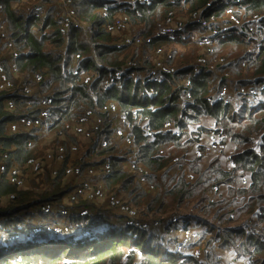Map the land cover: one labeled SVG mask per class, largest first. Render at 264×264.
<instances>
[{
	"label": "trees",
	"instance_id": "trees-1",
	"mask_svg": "<svg viewBox=\"0 0 264 264\" xmlns=\"http://www.w3.org/2000/svg\"><path fill=\"white\" fill-rule=\"evenodd\" d=\"M212 1L150 0L131 4L125 0H70L71 8L82 24L76 29L72 27L67 37H64L60 23L52 18L44 21L33 17L25 19L18 13L15 0H0V18L5 19L8 24L10 38L8 43H4V37H0V64L8 75L7 58L11 47H15V66L18 73L42 75L40 86L44 91L50 92L48 125H58L53 130L54 151L58 152L59 148L64 150V158L56 161L54 168L45 169L37 178L26 177L21 173L10 175L13 165L23 166L32 161L31 148L28 149L26 143L28 138L38 141L39 137H28L29 131L25 127L18 129L22 133H9V126L25 119L36 121L45 117L40 114L42 106L37 102L26 107L25 113L15 111L5 102L12 99L13 95L0 91V167L4 160L3 154L6 153L4 172L0 174V264H190L194 259L192 254L183 256L179 249L170 250L168 247L171 238L168 234L161 236L165 245L160 247L155 242L160 237L153 235L149 226L150 220H159L156 225L167 223L168 226H177V220L182 218V214L176 212L178 215L169 221L170 216L152 211L153 200L159 201L162 197L156 183L159 178L173 183L179 204L194 199L199 202L204 195L207 197L211 190L224 184L228 187V192L221 198L228 194L238 196V200H235L237 196L234 197L233 203L229 205L239 211L238 217L245 215L248 219L257 218L264 225L262 140L258 151L250 145L232 158L233 163H238L249 174L244 176V185L236 186L234 175L231 171L224 170L218 159L211 160L201 168L202 174L192 180L187 178L186 167L180 164V173L169 177L163 174V170L168 169L176 158L173 152L168 151L174 147L171 142L179 141L184 133H189L186 147L197 144L205 130L200 124L204 116L211 117L215 125L220 126L217 133L226 134L234 141L240 139V142L247 144L246 135L260 134L262 137L264 134V0H230L216 11L208 13L207 17L208 30L218 28L219 25L214 23L216 20L225 22V25H233L224 16L225 7L231 6L241 21L237 26L243 24L240 27L243 32L247 29L248 22L259 17L260 22L256 23L253 31L247 33L249 40L262 39V43L257 46L256 58L251 49L248 50L249 43L237 35L228 34L215 38L204 46H199L193 38L184 40L175 36L176 38L169 40L168 37H154L150 44L145 45L150 55L142 54L139 60L128 51L143 50V45L118 46L119 36L107 27L122 12L129 16L131 25L143 35H151L157 22L168 21L175 13L184 16L183 21L188 24L194 15L207 10ZM26 3L31 8L41 5L37 0H27ZM104 6H108L105 15L101 13ZM21 9L26 11L30 8ZM151 17L156 19L149 20ZM83 22L88 23L92 38L99 41L98 43L81 41ZM172 40L179 41L183 47L172 50L169 56L161 58V64L168 68L173 67V72L163 73L161 79H156L153 77L156 64L145 69V60L154 61L157 49L164 51L173 48L170 46ZM54 47H58L60 51L52 53ZM184 53H190L197 63L192 62V57L183 58ZM73 61L76 67L70 68ZM222 61H227V64H221ZM241 61L244 66L236 67ZM211 65L214 67L210 68ZM218 71L223 72L224 77H217ZM235 71L244 74H237ZM227 82L243 86L241 90L244 93L238 91L242 105L240 111L220 97V90ZM49 84H54V88L49 89ZM259 87L262 89L257 91L256 97L253 96L252 89ZM253 98L254 106L248 105ZM107 104H113L118 113L125 116L126 137L130 139L129 143L124 137V148L129 151L127 157L121 155V150L115 145L110 143L111 147L106 146L105 141L109 137L104 139V143L96 140L98 136L110 132L108 125L111 126L113 136H116L114 128L119 117L108 112ZM88 112L96 116L99 122L85 131L80 138L63 139L61 122L75 114ZM189 122L197 124L198 129H187ZM29 128L37 131L36 126ZM81 142H86L92 153L91 158L101 157L99 164L104 165V188L109 193L115 190L124 192L137 213L140 207L134 202L142 199L147 207L146 218H140L128 225L125 220L121 226H115L113 221L122 219H118L113 208H99L97 205H102L99 200L86 198L80 191L74 192L77 182L83 183L81 173L85 174L90 169V165L78 156L70 160ZM45 143L39 141L36 146ZM137 161L146 165L152 173L135 174L130 165ZM77 166L79 169H76ZM69 167L75 173L72 177L65 171ZM151 186L153 189H150ZM136 192L138 194L133 197ZM238 193L246 195V199ZM119 197L115 195V201ZM46 205H50V208L40 217H36L33 209ZM25 210L28 211L22 215L23 224H31L30 227L20 226L21 221H12L2 226L1 220ZM57 211H62L60 217L65 218L60 229H65L68 223L81 227L73 230L70 226L56 235L60 224L54 214ZM205 212L219 215L216 206ZM106 216H109L108 221H104ZM193 218L198 220L191 222L188 221L189 218L181 219V230L194 228L192 230L197 232L195 229L200 225L199 218ZM217 218L219 222H223L220 217ZM233 221L232 217L230 223L222 225L224 233L227 236L244 235L245 227L237 223L230 225ZM251 224L254 227L257 225ZM35 227L38 229L35 230ZM167 229L169 232L170 227ZM93 234H96V238L89 240ZM205 234L207 235V230L199 238L203 239ZM30 238L36 239L28 241ZM239 239L243 242L242 254L247 264H264V244L259 243L254 236H248L246 240ZM212 242L213 239L208 240L206 245L212 247ZM178 244L181 245V241ZM196 245L197 243L192 246ZM236 246L233 242L231 247ZM206 251L205 246V253ZM198 262L197 260L192 264ZM217 264L222 262L218 261Z\"/></svg>",
	"mask_w": 264,
	"mask_h": 264
},
{
	"label": "rangeland",
	"instance_id": "rangeland-1",
	"mask_svg": "<svg viewBox=\"0 0 264 264\" xmlns=\"http://www.w3.org/2000/svg\"><path fill=\"white\" fill-rule=\"evenodd\" d=\"M41 5L37 6L40 7L42 10V13L40 14L39 20L44 21L48 17H56L58 22H60L61 28H68V23L65 20L68 16V13H70V17L73 18V24L80 23L81 21L78 20V18L75 16V14L72 11V8L69 4H67V0H37ZM131 2H135V0H130ZM27 0H15L16 7H25V8H31L32 6H27L26 3ZM27 4V5H26ZM102 11V10H101ZM121 14H118L116 17L115 24L111 26L109 31L115 32L119 36V44L118 46H121L122 44L126 45H136V46H142V49H136L134 51H128L129 54H135L137 59H141L142 54H146L147 56L150 55L148 50L146 49V46L144 43H138L136 40L141 37L142 33L135 27L131 25L129 22L130 18L126 13L119 12ZM237 17L234 12L232 13H225L224 16H227L228 19L232 17ZM160 18V17H159ZM238 18V17H237ZM156 19L155 17H151L149 20ZM185 19L184 16L180 14H172L170 19L168 21H159L156 23L154 30H156L158 27L163 26L165 24L170 25H176ZM239 19V18H238ZM215 24L218 25H224L225 22L221 20L214 21ZM230 27L231 25H227ZM88 23L83 22V32H82V38L81 41L84 42H92V43H98L99 41H95L92 38V31L88 28ZM71 29V28H70ZM6 31L9 32V26L5 22V19L0 18V37H4V43H8V40L6 39ZM64 33V32H63ZM64 37H67V33L63 34ZM259 37V34L258 36ZM170 38H176V37H168ZM257 40H260L262 43V39L256 38L255 40H251L252 42H256ZM136 41V42H134ZM170 49H166L164 51L156 50V57L154 61L152 59L145 60L144 68L150 69L152 65L156 64V67L153 68L155 73H153V77L156 79H161L163 77V73H172L173 67L168 68L161 64V58H163L165 55L169 56L171 54V51L173 50H179V48H182L183 46L179 43V41L172 40V43L170 44ZM14 50L15 47H11ZM251 45L248 46V50L250 51ZM52 53H55L57 51H60L58 47H54L53 50H51ZM183 58H190L192 57V62L197 63L194 61V57L190 53H184ZM216 62V61H214ZM221 64H227V61H222ZM244 66V62L241 61L236 67L242 68ZM70 68L76 67L75 61L71 62ZM142 67V66H140ZM214 67V65H211L210 68ZM254 68V67H253ZM257 68H259L257 66ZM237 74H244V72H238L235 71ZM146 73L144 77H146ZM8 83L5 85V90H13L16 88H20L23 90L24 93H28L31 95L32 100H37L40 102L42 109H45L48 111L49 109V102L48 96H50L49 91H44V88L40 86V83L42 81V75H26V74H20L17 71V66L10 67L8 69ZM143 77V78H144ZM219 78L224 77L223 72L218 71ZM84 78V77H83ZM49 89L54 88V84L50 86L48 85ZM243 88L242 85H238L235 82L230 83L227 82L221 90H220V97L221 99H225L228 101L231 105H233L238 111L242 109V105L240 104V96L238 95V91L244 93L241 89ZM255 99V98H253ZM250 100L248 102V105L250 104ZM113 107H115L113 104H107L108 112L114 116ZM106 108V107H105ZM26 111H24L25 113ZM58 114V113H57ZM54 115V114H53ZM48 116H45L43 120H36L31 121L29 119H25V121H20L15 124H12L9 126L8 132H15L16 134L22 133L21 130H18L20 127H25V129H28L29 131L28 137L30 135H33V137H36L38 135L39 140L36 141L34 139L28 138V142L26 143V147L29 149L31 148L30 156L32 157V161L27 162L23 166L13 165L11 171L9 172L10 175H15L17 173H21L25 175L26 177H38L39 175L43 174L45 169L50 170L56 166V161L61 160L64 158V150L63 148H59L58 152L54 151V144H52L53 141V130L56 127H50L48 124L50 123V120L47 119ZM53 120V119H51ZM115 120V118H114ZM54 121V120H53ZM126 121V119H125ZM125 121H121L117 118V124L114 128V133H116V136H113L111 132V126L108 125L107 127L110 129V132L108 134H105L104 136H98L96 138L99 139L100 143H104V139L106 137H109V140L105 141L107 147H111V145H115L118 150H121V155H126L129 152L128 150H125L124 148V137H126V130H125ZM197 121V120H196ZM195 121V122H196ZM99 120L96 116H94L92 113L87 114H75L73 117L66 119L61 122V125L63 126V139H66V137L69 139H77L82 136V134L85 133V131L89 130L90 127L94 126L96 123H98ZM38 124H42V126H38ZM200 124L205 127L204 132L199 137V142L197 144H193L191 146L186 147L185 142L189 139V133H184L179 141L171 142L174 147H172L169 152H173L176 156L175 159L178 161L182 157L183 160H180V163L171 164L167 170V174H165V177H169L170 175L174 173H180V169L178 168V165H184L188 169L187 178L189 180H192L193 178H197V176H200L202 174L201 168L208 165L209 162L213 159H218L219 163L222 165L224 162V155L230 159L233 158V156L239 152H241L243 149L247 147H251L255 150H259V143L262 140V143H264V134H252V135H246L248 143L240 142L241 140H231L229 136L226 134H219L216 132L218 127L215 125V122L211 117L204 116L200 120ZM20 125V126H19ZM34 127L36 126L37 131H34L33 128H29V126ZM187 129H194L197 130L198 126L195 123L189 122V125L187 126ZM39 131V132H38ZM101 133V132H100ZM25 141V140H23ZM39 141L46 142L42 146H36V143ZM126 141L130 143V139L126 137ZM75 147V146H73ZM219 151L220 155H217V152ZM215 153L212 157L205 160L204 164L202 163L201 158L207 156L208 154ZM92 153L90 152L88 146L86 145V142H81L77 147L75 153H73L70 156V160H74L75 156H78L80 159H83L85 162H87L90 166V169L87 171L81 173V178H83L81 182H77L75 186L74 192H82V194L86 198H91L94 201L99 200L102 205H97L99 208L106 209V207H111L114 209V211L118 214V219L121 218L122 221L116 220L113 221V224L115 226H121L122 222L126 220L127 225L129 223H133V221H139L140 218H146L145 211L147 207L142 203V199H137L134 204L138 207H140L139 213L135 210L134 206L132 204H129L128 198L126 199V195L124 192H117L116 190L109 193L106 188H104V174L102 171V167L104 165L99 164L101 161V157L98 158H91ZM4 160L2 161V165L0 167V174L4 172V164H5V156L6 153L3 154ZM174 159V160H175ZM235 167V171L239 177H244L246 175H249L247 171L243 170L238 163H233ZM95 167V168H94ZM132 171L135 174H140L138 171V167L145 171V174H150L152 171L146 166L142 165L137 161V167L134 168L132 164L130 165ZM88 168V167H87ZM85 168V169H87ZM76 169H79L77 166ZM84 169V170H85ZM83 170V171H84ZM69 177H72L75 173L72 172V167H69L65 170ZM219 178L221 179V176L219 175ZM141 181L145 182L146 180H142V178H139ZM136 183V182H135ZM156 183L160 187V193L162 195L161 200L154 201L153 200V210L152 211H159L163 213L165 216H170L169 221H172L173 218L178 215L176 212L182 214V218L177 220V226H168L167 223L157 224L158 221L150 220L149 226L151 227L153 235H156L160 238L156 239V244H160V247H164L165 243L162 240L161 236H165L168 234L170 236V244L169 249L170 250H180V254L183 256L190 253L194 257L192 261L189 263L192 264L195 261H199L198 264H217L218 261H221L222 264H247L245 257L242 254L243 248H241V242L239 238L245 239L248 236H254L256 237L257 241L261 244H264V225L258 222L257 218L248 219L249 217L245 215H239V211L236 210L234 206H229L233 203L234 197L237 195H231L228 194L224 198H221L223 195L228 192V187L224 184L219 186V191H221V195L214 193L213 190H211L207 197L204 195L203 198H201L198 202V199H194L191 202H184L183 204H179L178 195L175 193V190L173 189V183L170 181L164 180V179H157ZM150 189H153L151 186ZM138 194L136 192L133 197H135ZM119 195V199L116 201L114 200V196ZM239 196H243L244 199H246V195H241L238 193ZM222 200V201H221ZM236 201L238 200L235 199ZM93 203V202H92ZM264 203V202H262ZM95 204V203H94ZM213 206H216L217 211L219 213L218 216H214L210 213H206L205 211H209ZM50 208V205L41 206L37 209H33L35 211L36 217H40L41 214L48 210ZM53 209H57L58 207H52ZM201 208L203 210H201ZM28 210L22 211V213L17 214L16 216H11L4 218L1 220L2 226L8 225L10 222L15 221L19 222L20 226H31V224L25 225L24 220L22 217L26 214ZM107 211V210H106ZM248 211L251 212V208L248 207ZM62 211L54 212L56 215V221H58L60 224L57 227L56 235H58L61 231L67 230L70 226L72 229L80 228L81 225L78 224H72L68 223V226H66L65 229H60L62 225H64L65 218H61L60 214ZM23 215V216H22ZM36 217L33 219L35 220ZM199 218V226L195 229L197 232H195L194 228H189L187 231L181 230V219L189 218L188 221L195 222V220H198L196 218ZM220 217L223 222H219L218 218ZM234 218V221L230 224L233 225L234 223H237L241 227H245V234L242 236L238 235H232L227 236L224 231L222 225L225 223H230L231 218ZM238 217V218H237ZM109 216L105 217L104 221H108ZM247 219V220H245ZM167 221V222H169ZM254 221V222H252ZM257 224L255 227L252 226V224ZM175 224V223H174ZM104 226V224H103ZM168 227H170L168 232ZM38 229V227H35V230ZM207 230V235H203L202 238H199L200 235L204 234ZM101 235V234H100ZM93 237L96 238V234H93ZM36 238H30L28 241H35ZM213 239L212 247L206 245L208 240ZM219 239V242L217 241ZM179 241H181V245H179ZM233 242L236 243V247L232 248ZM195 243H197L196 246H192ZM192 246V247H190ZM205 246L207 247V251L205 253ZM179 254V255H180ZM207 255V256H206ZM181 261H185V259L180 258Z\"/></svg>",
	"mask_w": 264,
	"mask_h": 264
},
{
	"label": "built area",
	"instance_id": "built-area-1",
	"mask_svg": "<svg viewBox=\"0 0 264 264\" xmlns=\"http://www.w3.org/2000/svg\"><path fill=\"white\" fill-rule=\"evenodd\" d=\"M64 1V0H62ZM131 4H135L137 1L140 2H149L150 0H135V2H131L130 0H125ZM237 1V0H234ZM67 4L70 5V0H67ZM230 2V0H213L212 3L209 4V7L207 8V10H204L203 12H201L199 15H194V17L192 18V20H190L188 22V24L183 21L179 24L176 25H170V24H165L163 26L158 27L156 30H154L153 34L151 35H141V37H139L136 41L138 43H144L146 44H150L153 40L154 37H180L184 40L187 39H191L193 38L197 44L199 46L201 45H207L210 44L215 38L221 37V36H225L228 34H233V35H237L239 38L243 39L244 41H246L247 43H249L251 45V51L254 53V58H256V54H257V46L260 44V41L257 40L256 42H252L251 40L248 39L247 33L253 31L256 23L260 22V18L259 17H254L253 18V22H248V27L247 29L243 32L240 26H237L241 23V21L237 18L234 17L232 15V17L229 19L230 22L233 24L230 27H228L227 25H219L218 28L212 30H208L209 27V20H208V13H211L213 11H216L217 9L221 8L224 4ZM101 13L103 15H105L107 13V9L105 8H101ZM17 11L20 15H22L25 19L28 18H39L40 14L42 13V10L40 7H36V8H30L28 10H23L21 9V7L17 8ZM73 13L75 14L74 10L72 9ZM225 13H232L234 12L233 7L231 6H226ZM215 15V14H213ZM212 15V16H213ZM76 16V14H75ZM48 18H52L56 23H60L58 22L56 17H48ZM67 21V25L68 28H63V32L69 34L70 33V28H74L76 29L80 23L77 24H73V18L70 17V13H68V16L65 19ZM114 23L112 24H108V29L111 28L112 25H114ZM193 24H195L194 26H192ZM237 28H234V27ZM204 30V32H203ZM249 30V31H248ZM9 38V32L6 31V39L8 40ZM134 41V42H136ZM17 56L16 51L11 48L10 49V54L9 57L7 58V66L8 68L10 67H15L16 63H15V58ZM8 83V76L7 73L4 72V66L2 64H0V91H5V92H9L11 95H13L12 99L6 100L5 102L10 105L15 111H26V107L30 106L31 103L33 102H37L40 104L39 101L37 100H32L31 95H29L28 93H24L23 90H21L20 88H16L13 90L16 91H11V90H5V85ZM262 87H259L258 89H252V93L253 96H257V91L261 90ZM250 106H254L255 104V100L252 99L250 100ZM228 102V101H227ZM41 105V104H40ZM43 117L48 116V111H46L45 109H42L41 113H40ZM120 120L121 121H125V116L120 115ZM126 122V121H125ZM168 125H166L167 127ZM227 163H232L229 159H226ZM132 166L134 168L137 167V163L133 162ZM138 171L140 173V175L145 174V171H143L142 169H140L138 167ZM115 201V198L114 200ZM187 231V230H186Z\"/></svg>",
	"mask_w": 264,
	"mask_h": 264
},
{
	"label": "crops",
	"instance_id": "crops-1",
	"mask_svg": "<svg viewBox=\"0 0 264 264\" xmlns=\"http://www.w3.org/2000/svg\"><path fill=\"white\" fill-rule=\"evenodd\" d=\"M113 112L115 113V114H117L118 115V117H119V119H120V113H118V111H117V109L115 108V107H113ZM167 128V127H166ZM215 153H211V154H208L207 156H205V157H202L201 158V160H202V163L204 164V162H205V160L206 159H208V158H210V157H212L213 155H214ZM217 155H220L219 154V151L217 152ZM224 159V163L221 165L222 166V168L224 169V170H228V171H231L232 172V175H234V179H235V184H236V186H241V185H244L245 183H246V178L245 177H239L238 175H237V173H236V169H235V167H234V165H233V162L232 163H227L226 162V159H229L230 161L232 160V159H230V158H228V157H226L225 155H224V157H223ZM176 163H180L177 159H175V160H173V164H176ZM182 166H184V165H182ZM187 169V168H186ZM167 170L168 169H166V170H163V174H167ZM188 170V169H187ZM213 192L214 193H217V194H220L221 193V191H219V188H214V190H213Z\"/></svg>",
	"mask_w": 264,
	"mask_h": 264
},
{
	"label": "bare ground",
	"instance_id": "bare-ground-1",
	"mask_svg": "<svg viewBox=\"0 0 264 264\" xmlns=\"http://www.w3.org/2000/svg\"><path fill=\"white\" fill-rule=\"evenodd\" d=\"M103 8L108 9V6H104Z\"/></svg>",
	"mask_w": 264,
	"mask_h": 264
},
{
	"label": "clouds",
	"instance_id": "clouds-1",
	"mask_svg": "<svg viewBox=\"0 0 264 264\" xmlns=\"http://www.w3.org/2000/svg\"><path fill=\"white\" fill-rule=\"evenodd\" d=\"M168 127V126H167ZM231 162H233L232 160H231Z\"/></svg>",
	"mask_w": 264,
	"mask_h": 264
}]
</instances>
